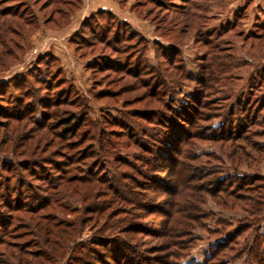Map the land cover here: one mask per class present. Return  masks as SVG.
<instances>
[{
    "label": "trees",
    "instance_id": "obj_1",
    "mask_svg": "<svg viewBox=\"0 0 264 264\" xmlns=\"http://www.w3.org/2000/svg\"><path fill=\"white\" fill-rule=\"evenodd\" d=\"M176 1L181 3L171 2L170 6L182 9L188 2ZM9 2L0 0V70L21 58L28 34L40 25L56 29L65 26L81 6V0H32L29 5L37 8V17L23 3L20 6L24 9H20ZM165 4L160 0H139L134 7L142 8L145 18L150 16L149 21L154 22L159 36L170 37L168 49L156 39L152 44L166 51L164 55L171 62L179 52L175 38L185 35L186 23L183 18L175 19L178 14L184 16V9L176 14ZM181 21L183 26L174 30ZM97 23L101 26L99 30L95 27ZM121 25L123 29H120ZM254 27L259 32L246 34L244 38L264 40V19ZM209 43L205 41V44ZM69 44L81 59L96 50L104 54L96 59L95 65L87 63V69L92 75L105 73L108 78L113 75L106 81L107 87L124 82L119 84L114 96L132 92L135 102L143 104L139 117L154 119L159 129L137 126L128 130L123 120L107 116L98 122L90 121L84 101L65 79L58 59L50 53L38 56L26 72L0 81V147L9 143L20 158L15 162L0 160V264H51L64 249L63 245L59 251L52 248L54 241L59 240V234L61 238L66 235L65 240L69 241L74 234L69 233L80 231L87 223L94 230L93 237L78 245L76 254L68 259L69 264H185L178 261L179 253L169 249L181 248L176 238L189 235L192 229L202 226V219L209 215L200 208L206 197L217 206L244 214L234 225L225 219H217L218 227L212 231L218 235L215 244L203 262L188 264H229L240 255L245 256L247 264H264V229L259 230L264 216V174L235 171L242 165H259L261 158L264 159V143L253 140L264 138V66H253L255 75L249 78L254 82L253 93L232 102L228 119L219 126L209 127L210 135H203L196 123L210 120L208 115L200 112V108L208 109V101L199 108L191 105L190 100V103L176 107L174 97L163 86L167 77L172 79L177 74L164 75L141 63L146 39L132 30L128 22H118L107 9H96L81 20L69 37ZM216 48V45L209 46L206 55L200 58L195 77L201 88L213 89L215 83L224 79L219 74L230 67L221 62ZM174 66L179 78L196 79H191L181 61ZM41 68L43 77L38 74ZM104 93L97 91L94 97H110L109 91ZM204 94H211V91ZM205 96L202 95L206 100L211 99ZM221 99L225 100L214 97L210 104L216 106V101ZM194 103L199 104L196 99L192 100ZM7 104L18 110L30 109L27 111L30 114L24 119L25 115L19 111H6ZM151 104L154 106L147 109ZM33 108H40L39 120L34 113L37 109ZM29 122L32 129L21 133ZM193 127L195 132L191 130ZM142 138L147 141H140ZM192 138L217 144L235 170L228 173L193 165L196 173L187 178L181 173L172 178L167 168L162 175L150 179L148 162L152 160L154 149L167 152L180 144L177 152L180 157L200 162L199 154L185 150L191 145L189 140ZM126 142L150 157L143 161L144 169L128 164V157L121 152L128 146ZM245 147L259 159L251 157ZM134 158L139 160L137 156ZM166 159L174 168L181 164L176 158L169 156ZM124 166H130L138 177L124 171ZM31 180L41 183L38 193H33ZM158 181V187L162 186L172 201L166 203V209L154 204V209H149L151 207L145 205V192H155L159 188L150 189L146 183L158 184ZM85 199L89 201L83 207L70 210L76 213L71 221L55 216L52 211L57 207L67 209L68 202ZM145 211L161 212L162 217L159 222L147 224L148 221H142ZM60 225L65 228L59 233ZM251 231L255 232L254 236L246 245ZM28 235L31 236L29 239H21ZM149 238L154 239L156 245L148 246ZM239 239L243 245L239 244ZM146 252L161 255L151 257L145 255Z\"/></svg>",
    "mask_w": 264,
    "mask_h": 264
},
{
    "label": "rangeland",
    "instance_id": "obj_2",
    "mask_svg": "<svg viewBox=\"0 0 264 264\" xmlns=\"http://www.w3.org/2000/svg\"><path fill=\"white\" fill-rule=\"evenodd\" d=\"M31 1L32 0H10L9 3L14 7L17 6L20 9H24L23 6H20L21 3H23L30 10L34 11L36 14L35 16L38 17L39 14L37 15V8L35 6L32 7L29 5ZM112 1L117 4V12L114 13L111 10H107L115 15V18L118 20V22H128L132 30L140 33L146 39V51L141 63H146L164 75L168 73L173 75L177 74L176 76H173L172 79L167 77L164 80L165 85L163 86L165 89H169V95L174 97L176 107H179L177 105H183V103L191 102V105L199 108L204 101H208L210 104L212 101L211 99L214 97L225 98V100L221 99L216 101V106L208 104V109L202 110V108H200V112L203 111L202 113H205V115H208L207 117H210V120H202L196 123V128H200L199 131H201L203 135H210L212 132L210 131L209 127L219 126L223 120L228 119V108L232 102L239 98L245 99L248 94L250 95L253 93L252 85H254V82H251L249 78L255 75V70L253 69L254 64L264 66V40L259 41L249 38L245 39L244 37L246 34L259 32L254 26L256 23H260L264 19V0H188L182 9L170 6L172 5L171 2L179 4L181 3L179 1L160 0L164 1L167 7L170 6V8H172V12L175 11L176 14L180 13L184 9V16L182 17L180 14H178L175 19L177 21L178 19L181 20V18L184 19V22L186 23L184 26L185 35L175 38V41L179 46V52L173 57L171 62L170 59L164 55L166 51L163 52L156 45L152 44V41L156 39L163 44L165 49H168L167 46L170 43L168 42V39L170 37L159 36L158 32L155 30L154 22L149 21L150 16L145 18L143 16L144 10L142 8L134 7L137 5L139 0ZM127 5L130 8L131 14L124 9V7ZM124 17L127 19L124 20ZM70 18L71 19H69V22L59 29L40 25L36 30L28 34L24 42L25 49L21 55V58L12 63L8 68L0 70V81H3L10 76L20 75L21 73L26 72L32 68L33 63L38 56L50 53L58 59L65 79L72 84L76 90L77 96L84 101L85 113L90 121L98 122L102 120L104 116H107L108 118L112 117L117 120H123V122L126 123V128L128 130H132L133 127L137 126L140 128H147L149 130L153 128L159 129L155 122H153L154 119L139 117L141 114L139 110H141L143 104L135 102L136 98H133L134 94L132 92H123L119 96H114V91L118 89L120 83L124 82H117L107 87L106 81H108L110 77H114L113 75L109 76L108 78V74L105 73H96L95 75L91 74L90 70L87 69V63L88 65H95L96 59L104 54H101L98 52V50H96L94 53L86 55L84 59L79 58L73 47L69 44V37L71 36V30H76L81 20L85 19L86 17L80 20V18H77L76 15H73ZM184 22L181 21L174 30L177 31L183 26L182 23ZM68 24H70L69 26L72 28H65ZM103 24L104 23H102V25ZM98 25L99 24L97 23V26L95 27L99 30L101 26ZM119 27L120 29H123L122 25ZM205 41H210V43L205 44ZM211 45L217 46L216 49L218 51L219 57L221 58V62L225 65L229 64L230 67L226 72H221L219 74L224 78L223 81L219 80L218 83H215L213 89H205L204 87L201 88V85H198L196 81L198 78L195 76L198 75L200 58L206 55V52H208V47ZM87 51V49L84 50L85 54H87ZM178 61L183 63L186 72L191 75V79L195 77V80H186L182 78V76L180 78L178 77V73H176L174 66ZM206 62L207 61H204L203 63L206 64ZM97 63H100V60ZM38 74L43 77L42 75L44 72L42 71V68L39 69ZM162 77L163 76L161 75L159 78L161 79ZM26 79L27 81L29 80L28 77ZM97 91L101 93L105 92L104 94L109 91L110 97L95 98L94 94H96ZM200 91H205L204 93L211 91V94H202ZM16 95H18V92H16ZM202 95H206L205 97H207V99H211L206 100L204 97H202ZM195 99L196 102H199V104H192V100ZM153 106L154 105L151 104L146 108L150 109ZM184 107L185 106H183V108ZM20 109L21 108H19V110L14 108L11 106V104L6 107V111H19V114L22 113V115H25L24 119H26V117H28L27 115L30 114V112L27 111L31 110ZM33 109H37L34 113H36V119L39 120L41 117L40 108ZM179 122L183 127H186V124L182 123V120H179ZM31 126L32 123L29 122L21 133L28 130L30 131L32 128L29 127ZM107 127L110 126L107 125ZM191 130L192 132L196 131L195 127H193ZM136 131H138V129H136ZM253 140L258 143H264V138L257 137ZM140 141H147V139L142 138ZM189 141L191 145L185 147V150H190V152L192 151L199 154L200 162L196 161L197 163H195L191 160H188L187 158L180 157L177 154L178 147L181 146L180 144L179 146L172 150H168L167 152H160L154 149V153L151 156V161L149 159L150 157L144 155L143 152L131 146L129 142H126L128 146L124 149L122 148L121 152L124 154V156L128 157V160L130 161L128 164L136 169H144L146 166L143 165V161H146V159L148 161L149 159L148 174L150 179L155 177V175H162L165 173V169L167 168H169V174L172 178L177 177L176 175H179L180 173L182 176L187 178V175L196 173V170L193 169H196L197 167H204L205 169L214 168L221 172L228 173H232L235 170L231 166L229 160L226 158L224 152L218 148L217 144H214L210 140H201L197 138H192V140ZM5 146L0 147V160L10 162L20 160L13 150H11L9 143H7ZM245 149L251 157L256 158L257 160L259 159L258 155L254 153L249 147H245ZM155 154L157 157L154 156ZM136 156L139 158V160L134 158ZM169 156L170 158L172 157L179 160L181 162L180 166L174 168L173 164L168 162L166 159V157ZM153 157H155V159ZM262 159L263 158H261V163L259 165H242L235 171L242 174L257 172L264 174V159L263 161ZM193 165H195L196 168H194ZM130 166H124V171L137 176L136 172L133 171ZM30 183L33 193H38L37 188L41 183L32 180ZM159 183L160 182L158 181V184L152 182L150 184L146 183V185L150 189H152V187L159 188ZM167 187L170 186L167 185ZM155 189L156 188H154V190ZM170 197L164 193L162 186L155 192L148 190L145 192V205L147 208L151 207L149 209H154L152 208L153 204L160 205L161 209H166V207L168 208L166 203H168V201H172V197ZM88 201L89 200L87 199H85L83 202L80 200H74L72 203L68 202V205L70 206H68L67 209H60L57 207L52 211L55 216L71 221L75 219L76 213H73L70 210L74 207L81 208L83 205L87 204ZM28 202H30V200L27 201V203ZM200 208L205 214H209L202 219V226L192 229L189 232V235L176 238V241L179 243V245H182L181 248L176 246L170 247L169 249L170 251L179 253L177 259L181 263L188 264L191 262H203L210 247L215 244L218 237L217 234L212 233V231L218 227L216 220L225 219L234 225L236 224V221L239 220L244 214L239 210H227L217 206L215 202L209 197H206L205 202L200 204ZM144 213L145 218L142 221H148L147 224H151V222H159L162 217L161 212L149 213L145 211ZM89 225L91 224L87 223L78 232L77 230L75 231V229V232H68L70 235L74 233L73 237L71 236L72 238H69V241H67V238L65 240L66 235L64 238H61L59 234V240L57 239L54 241L55 243L52 245V248L54 251H59V247L63 245L64 249L62 250V255L60 257L58 256L57 259H54L51 264H69L68 259L76 254L78 245L89 242L93 237L94 230H92L91 226ZM64 228V225H60L58 227L59 233ZM263 229L264 216L259 230ZM254 233L255 232L251 231L247 242H245L246 245L251 243ZM30 237L31 236L28 235L21 239L25 240L29 239ZM149 239L151 240L152 238ZM154 243L156 245V241L153 239L148 242L147 245L149 246ZM239 244L243 245V241L240 239ZM157 253L152 254L151 252H146L145 255H149L151 257H158L161 255ZM229 264L247 263L245 262V256L240 255L230 260Z\"/></svg>",
    "mask_w": 264,
    "mask_h": 264
},
{
    "label": "crops",
    "instance_id": "obj_3",
    "mask_svg": "<svg viewBox=\"0 0 264 264\" xmlns=\"http://www.w3.org/2000/svg\"><path fill=\"white\" fill-rule=\"evenodd\" d=\"M100 8L111 10L114 13L117 12V10H118L117 4L112 0H81L80 8L78 10H76L72 14V16L76 15V17L80 18V20H81V19L87 17L92 12H94L96 9H100ZM124 9L128 13L131 14V11H130V8L128 5L125 6ZM126 19L127 18L124 17V20H126ZM127 21H129V20H127ZM70 23H71V20H70ZM69 25L70 24H68L65 28H72ZM56 31H60V30H56ZM74 31H75V29L71 30L70 33L72 34Z\"/></svg>",
    "mask_w": 264,
    "mask_h": 264
}]
</instances>
